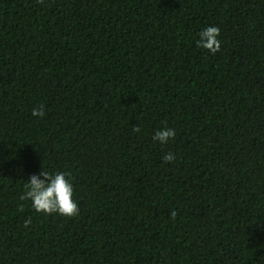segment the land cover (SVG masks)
Wrapping results in <instances>:
<instances>
[{
	"label": "trees",
	"instance_id": "16d2710c",
	"mask_svg": "<svg viewBox=\"0 0 264 264\" xmlns=\"http://www.w3.org/2000/svg\"><path fill=\"white\" fill-rule=\"evenodd\" d=\"M0 264H264V0H0Z\"/></svg>",
	"mask_w": 264,
	"mask_h": 264
},
{
	"label": "clouds",
	"instance_id": "9594fccd",
	"mask_svg": "<svg viewBox=\"0 0 264 264\" xmlns=\"http://www.w3.org/2000/svg\"><path fill=\"white\" fill-rule=\"evenodd\" d=\"M197 35L196 46L198 48H202L211 54L220 50L221 40L219 37L221 33L218 26H206ZM32 115L34 117H42L44 115L43 107L33 108ZM134 131L139 132L140 128L135 127ZM175 135V129L164 126L154 131L152 140L154 143L159 142L161 145H164L170 139H174ZM162 159L165 162H172L175 156L172 152H167L163 155ZM73 196L74 188L68 173L40 170L39 174H32L25 181L24 191L20 199L30 201L31 207L37 213L72 217L79 213L78 204L73 199ZM26 223L28 222L26 221Z\"/></svg>",
	"mask_w": 264,
	"mask_h": 264
}]
</instances>
